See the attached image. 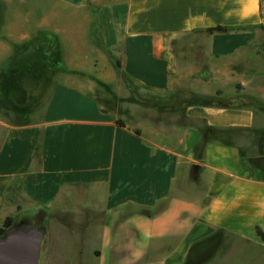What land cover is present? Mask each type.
<instances>
[{"label":"crops","instance_id":"0c3cea01","mask_svg":"<svg viewBox=\"0 0 264 264\" xmlns=\"http://www.w3.org/2000/svg\"><path fill=\"white\" fill-rule=\"evenodd\" d=\"M53 1L153 114L58 83L39 121H0V229L41 211L96 264H264V0Z\"/></svg>","mask_w":264,"mask_h":264},{"label":"rangeland","instance_id":"374dc122","mask_svg":"<svg viewBox=\"0 0 264 264\" xmlns=\"http://www.w3.org/2000/svg\"><path fill=\"white\" fill-rule=\"evenodd\" d=\"M42 2L0 0V121H39L58 83L72 84L126 117L152 116L145 106L155 105L153 95L128 81L108 59H98L96 31L89 30L86 18L59 2ZM60 233L52 232L45 264H96L87 254L80 257L86 249L73 232H62L59 241Z\"/></svg>","mask_w":264,"mask_h":264},{"label":"water","instance_id":"95a60500","mask_svg":"<svg viewBox=\"0 0 264 264\" xmlns=\"http://www.w3.org/2000/svg\"><path fill=\"white\" fill-rule=\"evenodd\" d=\"M49 242L44 221L21 215L0 233V264H45Z\"/></svg>","mask_w":264,"mask_h":264},{"label":"trees","instance_id":"16d2710c","mask_svg":"<svg viewBox=\"0 0 264 264\" xmlns=\"http://www.w3.org/2000/svg\"><path fill=\"white\" fill-rule=\"evenodd\" d=\"M261 29H262V31H263V33H264V28L262 27ZM227 30H228V28H226V27L218 26V27H214V28H209V29H207L206 31H207V33H209V34H212V33H215V32H225V31H227ZM116 67H117V68L120 67L118 60L116 61ZM120 74H121V73H120ZM121 75H123L124 77H126L124 74H121ZM126 78H128V77H126ZM128 81H131V80L128 78ZM99 83H100V82H99ZM99 83H98V84H99ZM99 103H100V102H99ZM104 109L109 110V109L106 108V107H104ZM116 124H117L118 126H120V127H123V123H122L120 120H117V121H116ZM25 125H26V124H25ZM136 134H139V132H136ZM35 217H36L39 221H44V212H41V211L38 212L37 214H35ZM13 220H14V219L7 218V219L5 220V222H4V224H3V227L0 229V233H2L7 227H9V226L12 224Z\"/></svg>","mask_w":264,"mask_h":264}]
</instances>
